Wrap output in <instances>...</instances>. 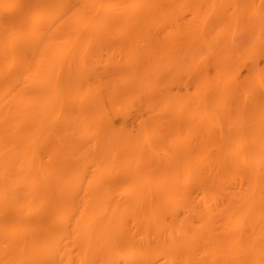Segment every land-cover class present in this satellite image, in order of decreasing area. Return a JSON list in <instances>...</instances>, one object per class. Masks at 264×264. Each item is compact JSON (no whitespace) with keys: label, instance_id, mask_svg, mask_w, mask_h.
Wrapping results in <instances>:
<instances>
[{"label":"rangeland","instance_id":"rangeland-1","mask_svg":"<svg viewBox=\"0 0 264 264\" xmlns=\"http://www.w3.org/2000/svg\"><path fill=\"white\" fill-rule=\"evenodd\" d=\"M57 1L66 12L73 11L77 6L75 0ZM156 1L100 0L98 2L96 0L93 8L96 13L93 14V18L82 20L83 22L80 18H78L79 20L76 18L77 24L82 22L85 27L90 28H87L88 31L87 29L84 30V25L78 24L77 29L79 30H75L77 26L73 29V25H71V32L68 27L63 28L66 32L61 29V32H34V35L32 34L30 87L32 89L33 118L30 137H32L31 144L34 148L32 146L31 164L33 171L31 170L30 176L33 178L31 181L34 185V195L41 192L38 194L40 197L38 195V198L35 197L37 198L35 201L37 204L44 202L43 205L60 204L64 206L66 204V207L67 205L69 207L70 205L71 207L74 206L73 208H77L76 212L78 213H75L77 214L76 217L81 214L80 210H83V206L98 209L104 204L106 206L102 208H107V206L109 208L110 205L118 207L120 204V207L124 206L121 209L123 213L120 212L124 216L127 211L131 210L127 206L136 204L135 206L143 207L145 205V208L151 210H146L147 213H144L152 217L150 219L152 222L159 220L164 223V226L170 230L168 232L166 229L167 238H171L173 243H176L179 251L178 246L181 247L180 244L182 243L179 240H182L184 231H186L184 233H189L192 227L194 230L197 227L199 229L201 226H199L198 221L202 216L204 218L214 217L215 225L206 228L207 231L205 230L204 233L208 234L209 231L213 233L214 241L219 239L220 244L224 245L223 248L228 250L232 247V245L228 247L230 240V244L240 242L238 239H233V236L238 235L236 233L239 232L241 241L244 243L243 252L245 253L256 246L259 247L257 253L260 251L261 254L260 257H258L259 254L258 256L256 254V257L259 258V263L264 264V260L261 258L264 257V240L257 242L255 235L261 231V228L264 229V222H262L264 219L261 220L260 230L252 231V233L250 225L253 221L248 222L243 213H239L240 219H238L239 216L236 219V215L232 217L228 215L231 205L238 202L231 203V198L234 199L233 195L237 193L246 196L249 186L247 187L248 184L245 183L244 177L239 179L244 180L242 183L238 181V177L234 178L237 181L229 177L235 171L231 166H229L232 168L229 174H227L229 167H227L228 170L226 167L223 168V161L226 159L238 160V158L248 157L261 159L264 156H261L264 154V0ZM48 12L47 9H35L33 0H8L7 6L4 5L3 0H0V13L4 18H8L9 20L6 22H10L16 29H21L18 26L22 22H32L36 14L39 20H46ZM9 16L12 17V20ZM91 20L92 22H90ZM81 27L82 30H80ZM41 39L43 40L41 41ZM11 65V69L17 66L15 62H12ZM8 77L9 74L7 73L1 74L0 83L4 84ZM255 155L257 156L254 157ZM218 161L223 162V165ZM226 165L228 166V164ZM219 166H222L221 169ZM208 173L216 177L217 182H215L216 180L213 181V176H211V178L213 177L212 180L209 179L213 184L208 182L209 180H206L209 178ZM217 173L220 174L219 177L216 176ZM222 175L228 177H224L222 181ZM220 177L223 183L220 181ZM220 182L224 188L226 187L225 192L228 190L233 194L228 195L226 199L225 196L230 194L228 191L227 194L223 191L222 194L218 192L216 199L212 201L214 204L212 207L211 201H207L210 199L207 193H209L208 190L211 189V186V190H214L213 188L218 190L217 187L220 186ZM37 183H42L43 186L40 188L41 185ZM206 191L207 193H205ZM210 192L212 196L214 191ZM237 194L235 200H238L239 195ZM49 195L51 198H46ZM213 195L214 199L215 194ZM240 197L241 195L238 198ZM205 202H208V205ZM186 207L192 210L193 215L188 212L192 215L191 217L186 216L188 215ZM209 208L211 209L209 210ZM213 209L217 213L211 212ZM98 210L97 214H100V210ZM207 210L209 211L207 212ZM84 211L87 212V210ZM133 212V215L138 217L143 214V211L141 214L136 211ZM221 212L224 215H221ZM91 214L93 213L91 212ZM91 214L90 216L89 213L87 214L88 218L95 216V214L93 216ZM120 214L118 219H120ZM130 214L132 213H127V215ZM259 214L257 212L253 214V219H262L263 217L260 218ZM65 215L69 216L68 214ZM36 216L39 217L38 213ZM44 217L46 216L44 215ZM62 217L63 215L57 218L65 221ZM70 217H74L72 221L69 219L72 224L69 225L72 227L73 220L75 219L76 222L77 219L75 215H70ZM98 217L97 219H99ZM106 217L104 214L102 218ZM128 218L131 219L128 216L127 220ZM132 220L128 226V221H122L123 224L118 226H122V230L123 226L125 229L128 228L134 237L137 235L139 239L134 240H143L142 244L144 242L145 247L139 246L143 250H146L147 247L150 248H147L148 251L153 250L151 248H157L158 253H156L158 255L155 253L157 255L155 256L152 253L157 258L153 261L147 260V264H167L165 255H169L172 251L175 252H172L175 257L173 256V263L171 262V264H187L185 261L187 258L182 257L183 255L180 256V252V254L176 253L178 250L175 251L174 246H172L174 244L171 245L170 243L173 250H167L169 245V247L163 245L165 250H162L163 246L162 248L158 247L162 241L164 242L165 233H162L165 232V228L164 230L160 228L162 231L158 232L157 224L154 231L161 234L156 233V235L149 237L151 234L147 236V234L141 233L143 230L140 231V227H137L138 224H135L137 227L135 228L133 224L135 221ZM214 220L212 219V221ZM48 221H50V217ZM51 221L54 222L53 219ZM82 222L84 223V221ZM46 223L50 222L46 221ZM76 223L73 227L76 226ZM83 223L80 225L82 226ZM248 223L249 227H247ZM51 224L53 223H50L49 227L52 229ZM148 224L147 226L144 225L146 230L147 228L150 230ZM176 225L179 226L176 227ZM251 227L255 228V226ZM175 228L176 230H174ZM79 229L83 230L82 228ZM84 229H86L85 226ZM47 230L45 231L46 234H48ZM42 231H44L43 228ZM85 231L87 233L84 235L81 233L82 236L79 235V238L83 236L85 238L89 235L88 232H92L88 228ZM63 232L58 231V234L54 232L51 242L49 241L50 238L44 240L45 243L50 242L47 246L42 242V247L45 246L44 252L45 248L49 247L46 250L58 258L54 256L51 259L48 256L49 252L47 256L50 259L47 257V261L50 260L49 264H81V259L77 256L81 255L79 251L82 249L75 248L76 251L72 246L74 243L72 244L69 240L73 231H70L68 236H64L66 234ZM228 232L231 235L234 233L231 238ZM109 235H111L110 232ZM158 235L159 237H157ZM104 237L107 239L106 235ZM130 237L132 238V236ZM144 237H146L145 240ZM87 238L82 242L89 244ZM109 239L107 244L111 245L115 239L113 237L111 240ZM31 240L34 242V238ZM90 240L92 241L91 238ZM94 242L91 247H97L98 250L102 248H99V244L106 245V241H102V237L100 243H95L97 246ZM126 242H121V244L124 245ZM37 243L41 242L37 241ZM138 243L140 242L132 244V248L122 249L118 248L116 244L115 246L116 249L131 253L134 249L133 246L137 247L136 252L138 251ZM33 245L36 246L35 243ZM17 246L19 245L17 244ZM28 246L31 247L29 244ZM200 247H202L201 250ZM38 248L36 250L34 248L36 253L42 251L41 247L37 251ZM87 249V256L91 251L90 256L94 258L86 257L85 259L93 258L97 262L96 259L99 256L96 257L97 254L94 252L101 254L99 253L100 250L98 252L97 249H94L93 252V249ZM195 249L194 256H199L193 262L205 264L209 260V251H204L201 245ZM145 250L140 253L143 257L147 252ZM198 250L199 252H197ZM69 252L74 254L69 255ZM111 252L108 251L106 254L109 255L107 258L111 257L110 260L113 263L115 261L113 254L117 255L121 252ZM78 253L80 255H77ZM93 253L94 255H91ZM52 254L50 253V256ZM127 255L125 257L122 255L123 258L119 260L118 257L121 256L119 254L116 259L120 262L126 261L127 264L131 263L133 256L130 254V258ZM31 256L30 258H32ZM170 256L172 257L171 254ZM252 256L254 257L253 254ZM33 258L32 261L35 264L34 261L36 260ZM107 258L105 259L107 260ZM89 259L88 261L91 260ZM144 259L142 260L145 264ZM9 260L7 261L15 263L12 257ZM29 260L28 262L31 264ZM15 261H17L16 264L23 263L22 260V262ZM86 261L84 260V262ZM107 261L111 264L109 260ZM199 261L200 263H197ZM251 261L253 262L255 259H251ZM94 262L90 261L89 263L93 264ZM106 263L104 262V264Z\"/></svg>","mask_w":264,"mask_h":264},{"label":"bare ground","instance_id":"bare-ground-1","mask_svg":"<svg viewBox=\"0 0 264 264\" xmlns=\"http://www.w3.org/2000/svg\"><path fill=\"white\" fill-rule=\"evenodd\" d=\"M4 1V5L5 6H7L8 5V0H3ZM98 2L100 1V0H97ZM102 1V0H101ZM149 1H151L152 2V0H149ZM156 1V0H155ZM204 1V0H203ZM202 1V2H203ZM75 2H76V8L71 12V11H65L61 6H60V4H58V1L57 0H33V3H34V7H35V9H47L49 12H48V15H47V18H46V20H43V21H41V20H39V17H38V15L36 14V16H35V18H33V21L31 22V21H28L27 23H24V22H22L21 23V25H19L18 27H21V29H16L15 28V26H13V25H11V23L10 22H6V21H8L9 19L8 18H4L3 16H2V14L0 13V76H1V74H4V73H7V74H9V77H8V80L4 83V84H1L0 83V264H16V262L17 261H15V260H19V261H23V263H20L19 261V263L20 264H30L29 262H28V260L29 261H31V264H33V261H32V258H33V260L35 259L36 261H34L35 262V264H49L50 263V260L49 261H47L48 260V258L50 257H54L53 256V254H52V252H50L51 254H52V256H50V253L46 250V249H48L47 247L45 248V252H44V247H42V245H43V243H45L44 242V240H48V238H50L49 239V241L51 242V241H53V239L51 238L52 236H53V234H54V232L55 233H57L58 231H60V232H63V234H66V235H64V236H68L71 232L70 231H73L72 233H73V238H72V233H71V235H70V241H71V243L73 244L72 246H73V248L75 249V248H77L78 250L80 249H82V251H79V253L81 254H77V255H80V256H77L78 258H80L81 259V264H87V261H88V259H85L86 257H93V256H90V252L88 253L89 255L87 256V251H88V249L87 248H89L90 250H92L93 249V252L97 249L98 250V248L96 247L97 245V243H100V241H101V237H102V241H106L105 243H106V245H104V246H106L107 248H109V246H112L113 245V243L116 241L117 243H118V241H119V243H118V245H117V243L115 242V244H116V246H118V248H132L131 246H132V244H134V243H137V242H140V243H138V253L136 252V248L137 247H134L133 246V248L135 249H132L133 251H131V256H133V254L134 253H136V254H134V256H135V258H138V259H135L134 258V256H133V258L131 259L132 260V262L131 263H128V264H144L143 263V260L142 259H144L145 258V256H147L146 257V259H144V261H145V264H147L146 263V261L147 260H149V261H153L154 259H156L157 257H155V256H157L158 254V250H157V248H151V249H153V250H149L148 251V249H150V248H146V250H147V252H146V250H145V254H144V257H143V255L142 254H140V253H143L144 252V250L141 248V247H139V246H144L145 244H144V242H143V244H142V241L143 240H134V239H136V238H138L137 237V235H135V237L130 233V231H129V229L127 228V229H125L124 228V226H123V230H125V231H123L122 230V226L120 227V226H118V225H122L123 224V222H127V226H128V224H129V222L132 220V221H135V222H133V224H134V227L136 226L135 224H138V228L140 229V231H142L141 233H144V234H147V236H149L150 234V236L149 237H151L152 235H156V231H154V230H156L155 228H156V225H157V231L159 232V231H162V230H164V228H165V232H163L162 234H164L165 233V235H166V233H167V236H165L164 235V242L162 241L159 245H158V247L159 248H162V246L164 245V246H166V247H169L170 246V243H171V245L172 244H174V245H172V246H174V248H175V251H176V249H177V246L175 245L176 243H173L174 241H172L171 240V238L170 239H168L167 237H168V232H170V230L166 227V226H164V223L163 222H160L159 220L157 221H155L154 220V222H152L150 219L152 218V217H149V215H147V214H145L144 212H146L147 213V211L146 210H149L148 208H145V205H143V207H140V206H135V205H130V206H127L128 207V209H130L131 208V210H129V211H132V212H129V211H127L125 214H124V216H123V214L121 215L120 214V212H121V209L124 207V206H121L120 207V204H118V207L116 206V207H113V206H109V208H108V206H107V208H102V207H105L106 205L104 204L103 206H101V208L100 207H98V209L100 210H98V209H96V207H94L95 208V211H94V208L92 209V207H89V210H88V207H84L83 206V210H80V212H81V214H79V215H83L82 216V218H84V219H82L81 218V216H77L76 217V215L78 214L77 212H76V209L75 208H73V207H71V205H70V207H69V205H67V207H66V204H64V206L63 205H43L44 204V202H43V204H37V201H35V199H37L38 198V196L40 197V195H38V194H40L41 192H39V190H38V196L37 195H34V192H35V190H34V185L32 184L33 182L31 181L33 178H32V176H30L31 174V172L33 171V169H32V151H31V149H32V144H31V138L32 137H30V134L32 135V132H30V130H31V123H32V118H33V114H32V95H31V93H32V89H31V87H30V83H31V61H30V56H31V41H32V36L34 35L33 33L35 32H58V31H60L61 32V29L63 30V28L65 29V28H68L69 27V31H70V27H71V25H73V29L75 28V26H77L78 24H80V26H81V24L82 25H84L82 22V20H86V19H88V18H93V14L94 13H96L95 11V9H94V11H93V8H94V3L96 4V0H75ZM157 2V1H156ZM95 7H97L96 5H95ZM10 17V20H12V17L11 16H9ZM95 17V16H94ZM76 18H77V20H79L78 18H80V20L82 21L81 23H78L77 24V20H76ZM94 19H96V18H94ZM94 19H92V20H94ZM92 20L90 21V22H92ZM95 23V22H94ZM92 26H94V25H92ZM95 26H96V24H95ZM94 26V27H95ZM91 27V26H90ZM78 28V26L76 27V29L75 30H79V29H77ZM87 28H89V27H85V25H84V30L85 29H87ZM92 28V27H91ZM90 29V28H89ZM89 29H87V31L89 30ZM94 29V28H93ZM80 30H82V27L80 28ZM133 30V29H132ZM64 32H66L65 30H63ZM68 31V30H67ZM68 31V32H69ZM72 31V30H71ZM70 31V32H71ZM33 34V35H32ZM40 39V38H39ZM43 39H41V41H42ZM12 62H15L16 64H17V66L14 68V69H11V63ZM204 68V67H203ZM6 83H8L7 85H6ZM6 85V86H5ZM263 114V113H262ZM257 115V114H256ZM264 118V117H263ZM263 132V131H262ZM258 134V133H257ZM253 136V135H252ZM258 136V135H257ZM258 138V137H257ZM260 138V137H259ZM260 140V139H259ZM263 142V141H262ZM34 143V142H33ZM264 143V142H263ZM254 144H255V142H254ZM253 145V144H252ZM257 145H258V143H257ZM263 145V144H262ZM255 147V146H254ZM33 148H34V146H33ZM256 148V147H255ZM261 148V147H260ZM258 149V148H257ZM250 150V149H249ZM254 150V149H253ZM261 152V151H260ZM258 153V152H257ZM257 153H255V154H257ZM264 154H261V156H263ZM249 156V155H248ZM257 155H255L254 157H256ZM260 156V157H261ZM221 158V157H220ZM227 158V157H226ZM231 158V157H230ZM258 158V157H257ZM257 158H238V160L237 159H235V160H224L222 163L224 164H222L221 162H219V163H221L224 167L223 168H225L226 167V170H228L227 169V167H229V166H231L232 168H233V171H234V175L233 174H230L229 175V177H232L233 179L235 178H237L238 177V181H240V183H242V182H244V180H246L245 181V183H247L246 185H247V187L249 186V188H248V191H247V194H246V196L243 198V195L242 194H240L241 195V197L240 198H238L240 195L239 194H237V195H239L238 197H237V199L238 200H235L236 199V194H234L233 196H234V199H233V197L231 198L232 199V201H231V203L233 202V203H236V201H238L236 204H233V205H231V207L229 208V210H228V215L230 216V217H232L233 215L235 216L236 215V219H237V217L239 216V218L238 219H240V214H244L245 216H246V219H248V222H251V221H253L252 223H251V225H250V229H252L251 230V232L252 231H254V232H257V231H259L260 230V227H261V225L260 224H262L261 223V220H263L264 219V183L262 184V182H264V156L260 159H257ZM229 159V158H228ZM219 160V159H218ZM223 160V159H222ZM221 161V160H220ZM226 164H228V166L226 165ZM218 165V164H217ZM234 166V167H233ZM220 167V166H219ZM222 167V166H221ZM221 167H220V169H221ZM231 167H229V171L227 172V174H229L230 172H231V170L230 169H232ZM239 168V169H238ZM32 170V171H31ZM223 170V169H222ZM232 171V172H233ZM238 171V173H235V172H237ZM210 172V171H209ZM222 173H223V171H222ZM241 173V174H240ZM244 173V174H243ZM208 175H209V178H206V180L208 179H213V175H210L209 173H208ZM220 176V174H218L217 173V175L216 176ZM231 175H233V176H231ZM30 176V177H29ZM35 176V175H34ZM205 176H207V175H205ZM211 176H213L212 178H211ZM218 176V177H219ZM241 176V177H240ZM39 177V176H38ZM224 177H228L227 175H222V181L224 180ZM243 177L245 178L243 181L242 180H239V179H243ZM218 179V178H217ZM228 179V178H227ZM234 179V181H237V180H235ZM207 180V181H208ZM214 180H216V177H214V179H213V181ZM206 181V183H208V182H211L212 183V181H208L207 182ZM220 181H221V177H220ZM221 181V182H222ZM36 182V181H35ZM215 182H217V180L215 181ZM214 182V183H215ZM219 183L220 184V186L219 187H217V189L218 190H215V188H213L214 190H211L212 189V186L210 187L211 189H209L208 191H209V193H207V191L205 192V193H207L209 196H210V199L209 200H207V201H211V203H212V201L213 200H215L216 199V197H217V193L219 192L220 194H222L223 192L224 193H228L229 191L228 190H226V192L224 191L225 190V188H224V186H223V182L222 183ZM111 183V182H110ZM205 183V182H204ZM205 183V184H206ZM38 184V183H37ZM213 184V183H212ZM217 184V183H216ZM225 185H226V183H224ZM237 185L239 184V183H236ZM38 185H41L40 186V188L43 186L42 185V183L41 184H38ZM210 185V183L208 184V186ZM229 185V184H228ZM240 185V184H239ZM214 186V185H213ZM227 186V185H226ZM235 186V185H234ZM38 187V186H37ZM45 187V186H44ZM49 187V186H48ZM215 187V186H214ZM246 187V186H245ZM38 189V188H37ZM42 190H43V188H42ZM34 191V192H33ZM41 191V190H40ZM47 192H48V189L46 190ZM94 191V190H93ZM210 191H214L213 193H212V196H214L213 194H215V197H214V199H213V197L210 195L211 194V192ZM217 191V192H216ZM223 191V192H222ZM228 191V192H227ZM47 192H46V194H47ZM222 192V193H221ZM37 193V192H36ZM218 193V194H219ZM230 194H227L225 197H226V199H227V196L229 195V196H231L232 194H231V192H229ZM240 193V192H239ZM45 194V195H46ZM95 194V193H94ZM105 194V193H104ZM112 194V193H111ZM115 195V194H114ZM113 195V196H114ZM225 195V194H224ZM223 195V196H224ZM46 196H48V195H46ZM109 196V195H108ZM112 196V197H113ZM122 196V195H121ZM219 196V195H218ZM221 196V195H220ZM35 197H37V198H35ZM42 197V196H41ZM94 197V196H93ZM105 197V196H104ZM111 197V198H112ZM115 197V196H114ZM118 197V196H117ZM222 197V196H221ZM44 198V197H43ZM46 198H48V199H50L51 197H50V195H49V197H46ZM212 198V199H211ZM243 198V199H242ZM40 199V198H39ZM38 199V200H39ZM91 199V198H90ZM110 199V198H109ZM225 199V198H224ZM241 199V200H240ZM43 200V199H42ZM230 200V199H229ZM228 200V201H229ZM243 200H244V202H243ZM40 202V201H39ZM96 202V201H95ZM41 203V202H40ZM125 203V202H124ZM162 203V202H161ZM205 203H207L206 205H208V202H205ZM214 203H216V202H214ZM213 203H212V207H213ZM48 206V207H47ZM50 206H51V208H50ZM60 206V207H59ZM142 206V205H141ZM159 206H161V205H159ZM169 206V205H168ZM230 206V205H229ZM53 207V208H52ZM54 207H56V208H54ZM58 207V208H57ZM69 207V208H68ZM111 207V208H110ZM127 207L125 208V210L127 209ZM158 207V206H157ZM165 207V206H164ZM167 207V206H166ZM188 207V206H187ZM186 207V210L188 209ZM206 207V206H205ZM209 207H211L210 205H209ZM34 208V209H33ZM72 208V209H71ZM81 208V207H80ZM141 208V209H140ZM143 208V209H142ZM154 208H156L155 206H154ZM162 208V207H161ZM216 208H217V206H216ZM36 209H38V210H36ZM40 209V210H39ZM52 209V210H51ZM53 209H54V211H53ZM75 209V210H74ZM90 209H91V212L93 213V214H95V218L94 217H92L93 216V214H91V212H89L90 211ZM140 209V210H139ZM193 209V208H192ZM211 208H209V210H210ZM232 209V210H231ZM37 211V213H38V216L39 217H37L36 215H37V213H35L36 211ZM48 210V211H47ZM53 212V214H54V216H53V214H51L52 212ZM69 210H70V212H69ZM72 210V211H71ZM74 210V211H73ZM84 210H87V212L86 211H84ZM97 210L100 212V214L98 213L97 214ZM120 210V211H119ZM145 210V211H144ZM151 210V209H150ZM149 210V211H150ZM155 210V209H154ZM156 210H158V209H156ZM168 211H169V209H167ZM185 210V211H186ZM189 210V211H188ZM186 212H187V214L188 215H186V216H188V217H191L192 215H193V213L191 212L192 210L191 209H188ZM195 210V209H194ZM193 210V211H194ZM206 210V209H205ZM209 210H207V212L209 211ZM33 212V214H32V212ZM58 211V212H57ZM118 211H119V213H118ZM133 211H136L138 214H141V211H143L142 213V215H140L139 217L137 216V215H133ZM167 211V212H168ZM232 211V212H231ZM41 212V213H40ZM51 212V213H50ZM56 214H55V213ZM73 212H74V214H73ZM85 213V216H84V213ZM103 213V216H102V213ZM140 212V213H139ZM155 212V211H154ZM153 212V213H154ZM188 212H190L192 215H190ZM211 212H216L214 209H213V211H211ZM220 212V211H219ZM260 213L259 214V217L261 218V217H263L262 219H260V220H258L257 218L254 220L253 219V217H254V215L253 214H255V213ZM35 213V214H34ZM43 213V214H42ZM48 213V214H47ZM75 213H77V214H75ZM89 213V216H90V214L92 215L91 217L92 218H88V214ZM121 213H123V210H122V212ZM127 213L129 214V213H132V214H130V215H127ZM157 213V212H156ZM213 213H211V214H213ZM217 213V212H216ZM240 213V214H239ZM43 215V216H41V215ZM58 214V215H57ZM65 214H68L69 216H67V215H65ZM104 214H105V217H106V215H107V217L106 218H102V217H104ZM121 215V216H119L120 217V219H118L117 217H118V215ZM145 214V215H144ZM170 214V213H169ZM206 215H208L207 213H205ZM204 214V215H205ZM223 214V212H221V215ZM231 214V215H230ZM32 215H34V216H32ZM44 215L46 216V217H44ZM48 215H50V216H48ZM51 215H52V219H53V221L55 222H52L51 220ZM63 215V217H62V219L64 218V220L67 222H65V221H63V220H61V218L58 220V218L57 217H61ZM70 215H75V218L77 219L76 220V222L78 223H76L74 220H73V226L75 225V223H76V226L75 227H77V228H75V227H71V221H72V219L74 218V217H70ZM214 215V214H213ZM212 215V216H213ZM224 215V214H223ZM5 216V217H4ZM55 216H56V218H55ZM99 216V217H98ZM101 216V217H100ZM129 216V217H131V219L129 220V218H128V220H127V217ZM142 216V217H141ZM196 216V215H195ZM194 216V217H195ZM210 216V215H209ZM217 216H218V214H217ZM258 216V215H257ZM256 216V217H257ZM48 217V218H47ZM49 217H50V221H48L49 220ZM54 217V218H53ZM66 217H68V218H66ZM87 217V218H86ZM97 217L100 219H97ZM137 217V218H136ZM149 217V218H148ZM171 217V216H170ZM172 218H174V217H172ZM198 218V217H197ZM203 216H202V218H200V220H199V218H198V222H199V226H201L199 229H198V227L197 228H195V230H194V227H192L191 228V231L189 232V233H184V232H186V231H184V230H182V231H184L183 232V237H182V240H179V242L181 241L182 243L180 244L181 245V247H183V249H181V247H179L178 246V248L180 249V251L178 250V251H176V253H178V254H180L181 253V255L180 256H182V257H185V258H187L185 261H187V264H195L193 261H195L194 259L197 257V256H199V255H197V256H194L195 255V251H196V247H198L199 245H201V246H203V249H204V251L205 250H207V252L209 251V253H210V255L208 256L209 257V260L207 261V262H205V264L207 263V264H253V263H258V264H261V263H259L260 262V260H259V258L258 257H260V251L257 253V251L259 250V247H257L256 245V247L255 248H252V249H249V250H247L245 253L243 252V250L242 249H244V247L242 248V246L244 245V243L241 241L242 239H241V237L239 236V235H241L239 232L238 233H236V234H238V235H236V236H233V234L234 233H232V232H234V231H232L231 233H232V235L230 234V232H228L229 234H230V238L233 236L234 238L233 239H238V240H240V242H233L232 244H230L231 243V240H230V242L228 243V247L230 246V245H232V247L231 248H228V250L227 249H224L223 247H224V245H221L220 243L221 242H219L218 240H215L214 241V234L213 233H211L210 231L208 232V234L207 233H204V231L206 230L207 231V229L206 228H209V227H212L213 225H215L214 224V222H215V220H214V217H207V218H209L208 220H207V218H204V220H203ZM48 219V220H47ZM55 219V220H54ZM69 219L71 220V221H69ZM122 219V220H121ZM146 219V220H145ZM148 219V220H147ZM175 219V218H174ZM178 219V218H177ZM212 219L214 220V221H212ZM217 219V218H216ZM243 219H244V216H243ZM57 220V221H56ZM68 220V221H67ZM150 220V221H149ZM153 220V219H152ZM46 221L47 222H50V223H53V224H51L53 227H52V229H51V227H49L50 226V223H46ZM79 221H81V223H83L82 221H84V225L82 224V226L80 225L81 223H79ZM123 221V222H122ZM136 221H138V222H136ZM146 221V222H145ZM150 222L149 224H148V222ZM189 221V220H188ZM207 221V222H206ZM63 222H64V224H63ZM156 222V223H155ZM178 222V221H177ZM195 222V221H194ZM205 222V223H204ZM219 222V221H218ZM217 222V223H218ZM262 222H264V220L262 221ZM121 223V224H120ZM148 224V226L150 227V230H148V228H147V230H146V228H145V226H147V224ZM152 223H154V224H152ZM160 223H161V226H160ZM174 223V222H173ZM220 223V222H219ZM63 224V225H62ZM66 224H71V225H69V226H67ZM181 224V223H180ZM192 224V223H191ZM232 224V223H231ZM235 224V223H234ZM233 224V225H234ZM240 224V223H239ZM243 224V223H242ZM47 225V227H45ZM57 225H58V227H59V229L57 230ZM62 225V226H61ZM140 225H142V226H140ZM145 225V226H144ZM163 225V226H162ZM166 225V224H165ZM193 225V224H192ZM81 226V227H80ZM84 226H85V228L86 229H84ZM106 226V227H105ZM154 226V227H153ZM170 226V225H169ZM177 226H179V225H176V227ZM182 226H183V224H182ZM191 226V225H190ZM194 226V225H193ZM232 226V225H231ZM234 226H236V225H234ZM251 226H255V228H258V230H255V228L253 227H251ZM257 226V227H256ZM259 226V227H258ZM264 226V225H263ZM262 226V227H263ZM46 229H45V228ZM64 227V228H63ZM68 229H67V228ZM137 227H135V228H137ZM142 227H143V229H142ZM238 227V226H237ZM247 227H249V223H248V225H247ZM38 230H37V229ZM42 228H43V230L44 231H42ZM47 228H49V230H47ZM71 230H70V229ZM72 228H73V230H72ZM79 228H82L83 230H80ZM87 228H88V230L90 231V229L92 230V232H88L89 233V235L88 236H91L90 238L92 239V241L90 240V238L88 237H85V238H87V240L89 239V244H87V242L85 243V242H82L85 238H84V236L83 237H81V238H79V235L80 236H82V235H84V233L86 234L87 233V231H85L84 232V230H87ZM108 228H109V230H108ZM131 228V227H130ZM160 228H163L162 230H160ZM173 228V227H172ZM181 228V227H180ZM179 228V229H180ZM186 228V227H185ZM184 228V229H185ZM234 228V227H233ZM51 229V230H50ZM54 229V230H53ZM56 229V230H55ZM63 229V230H62ZM65 229H67V230H65ZM75 229V230H74ZM152 229V230H151ZM166 229H167V231H166ZM178 229V230H179ZM217 229V228H216ZM220 229V228H219ZM230 229V228H229ZM238 229V228H237ZM236 229V230H237ZM241 229V228H240ZM32 230H34V231H32ZM42 232H41V231ZM48 231L47 233L48 234H46L45 233V231ZM53 230V231H52ZM69 230V231H68ZM127 230V231H126ZM174 230H176V228L174 229ZM194 232H193V231ZM230 230H232V229H230ZM244 230V229H243ZM39 231V232H38ZM49 231H50V233H49ZM57 231V232H56ZM68 231V232H67ZM74 231H75V233H74ZM216 231V230H215ZM241 231V230H240ZM34 232V233H33ZM37 234H36V233ZM66 232V233H65ZM70 232V233H69ZM79 234H78V233ZM109 232L111 233V235H109ZM128 232V233H127ZM150 232V233H149ZM213 232V231H212ZM246 232V231H245ZM263 232V233H262ZM45 235H44V234ZM81 233H82V235H81ZM108 233V234H107ZM127 233V234H126ZM214 233H216V232H214ZM224 233V232H223ZM253 233V232H252ZM260 233V235H262L261 237H260V235H258ZM58 234V233H57ZM77 234V235H76ZM128 234H129V236H128ZM157 234H161V233H157ZM173 234V233H172ZM228 234V235H229ZM243 234V233H242ZM258 234L256 233L255 235H256V241L257 242H260V241H263L264 239H262L261 240V238H264L263 236H264V229H262L261 228V231H259L258 232ZM37 237H36V236ZM39 235H43V236H40L39 237ZM51 235V236H50ZM106 235V237H107V235H109V237L111 236V237H113L115 240H113L112 242H111V245H108L107 243V241H108V239H109V237H107V239H105V237L103 238V236H105ZM219 235V234H218ZM34 236V237H33ZM63 236V237H64ZM77 236V237H76ZM131 239H129L128 237ZM130 236H132V238L130 237ZM259 236V237H258ZM32 237V238H31ZM42 237V238H41ZM111 237H110V239L109 240H111ZM124 237H126V238H124ZM156 237V236H155ZM157 237H159V235L157 236ZM161 237V236H160ZM171 237V236H170ZM17 238H18V240H17ZM19 238H20V240H19ZM34 238V242H33V240H31V239H33ZM40 238V240H37V239H39ZM56 238V237H55ZM67 238V237H66ZM140 238H141V236H140ZM225 238V237H224ZM260 238V239H259ZM17 241H16V240ZM57 239V238H56ZM72 239V240H71ZM76 239H78V240H76ZM82 239V240H81ZM94 239V240H93ZM99 239H100V241H99ZM104 239V240H103ZM123 239V240H122ZM139 239V238H138ZM141 239H143V238H141ZM146 239V237H144V240ZM165 239H166V241H167V243H166V241H165ZM228 239V238H227ZM259 239V240H258ZM4 240V241H3ZM31 240V241H30ZM35 240H36V242H35ZM42 240V241H41ZM58 240V239H57ZM128 240V241H127ZM134 240V242L131 244V242ZM169 240H171V241H169ZM234 240V241H235ZM237 240V241H238ZM243 240H244V238H243ZM29 241H30V243H29ZM37 241L39 242H41V243H37ZM48 241V243H50ZM73 241V242H72ZM78 241H80V242H78ZM86 241V240H85ZM90 241H91V243H90ZM95 241V242H94ZM99 241V242H98ZM123 243V242H126V244H121V242ZM218 241V242H217ZM254 241V240H253ZM17 242H19V243H17ZM33 242V243H32ZM43 242V243H42ZM47 242V241H46ZM58 242V241H57ZM69 242V241H68ZM93 242H94V244L96 245H94L96 248H92L91 247V245H93ZM109 242V243H110ZM146 242V241H145ZM16 243V244H15ZM35 243V245L37 246H34L33 244ZM48 243H45L46 244V246H47V244ZM84 243V244H83ZM223 243V242H222ZM225 243V242H224ZM3 244V245H2ZM12 244H13V246H12ZM17 244L19 245V246H17ZM21 244H23L21 247H20V245ZM28 244L29 245H31V247H33V248H31L30 246H28ZM39 244H41V246H39ZM52 244V243H51ZM76 244H77V246H76ZM80 244H82V245H80ZM85 244H86V246H85ZM102 244V243H101ZM101 244H99L98 246H99V248L100 247H102V248H100L99 250H100V252H99V250H98V252L99 253H101V254H98L97 252H94L95 254H97V255H95L96 257H98L96 260H97V262L95 261V260H93V258H90L89 260L91 261V262H94L93 264H101V263H103L104 264V262H107L106 264H109V262L107 261V260H109L110 261V263L111 264H115L116 262V264H127L126 263V261H123V262H120L119 260H121L123 257H122V255L125 257L127 254H129V253H127L128 251H126L125 250V252H124V250L122 251V249L120 250V249H116V246H115V244H114V246H112V247H110L109 249H107V248H105L103 245H101ZM104 244V243H103ZM129 244H131V245H129ZM139 244H141V245H139ZM147 244V243H146ZM149 244V243H148ZM162 244V245H161ZM6 245V246H5ZM15 245H16V247H15ZM33 245V246H32ZM60 245V244H59ZM58 245V246H59ZM63 245V244H62ZM79 245V246H78ZM108 245V246H107ZM121 245V246H120ZM169 245V246H168ZM24 246V247H23ZM52 246V245H51ZM53 246H54V244H53ZM52 246V247H53ZM71 246V247H72ZM76 246V247H75ZM164 246H163V248H162V250L164 249H166V248H164ZM250 246V245H249ZM259 246V245H258ZM4 247V248H3ZM18 247V248H17ZM23 247V248H22ZM39 247V248H38ZM40 247H41V249H42V251L40 250ZM52 247H50V248H52ZM70 247V248H71ZM83 247H85L84 248V250H83ZM145 247V246H144ZM226 247V246H225ZM245 247H246V245H245ZM19 248H21V249H19ZM31 248V249H30ZM34 248H35V250H36V248H38L37 249V251L38 250H40V251H38V253H36V251L34 250ZM53 248H56V247H53ZM52 248V249H53ZM60 248H61V246H60ZM69 248V249H70ZM92 248V249H91ZM105 248V249H104ZM140 248H141V250H140ZM158 248V249H159ZM257 248V249H256ZM3 249V250H2ZM16 249V250H15ZM28 251H27V250ZM63 250H64V248H62ZM68 249V250H69ZM87 249V250H86ZM95 249V250H94ZM111 249V250H110ZM116 249V250H115ZM168 249H172L171 248V246L169 247V248H167V250ZM197 249H199V248H197ZM202 249V247H200V250ZM254 249H256L255 251H254ZM19 250H20V253H19ZM23 250V251H22ZM67 250V249H66ZM76 250V249H75ZM103 250H104V253H103ZM109 252H111L112 250V252L113 253H116V252H121V253H117V255L119 256V254H121V256H119V257H121V258H119L118 257V259H116V257H117V255L116 254H113L114 255V260L115 261H113V263L111 262V257H109V258H107L108 256H107V254H108V251ZM173 250V249H172ZM185 252H184V251ZM252 250H253V252H252ZM32 251V252H31ZM58 251V250H57ZM65 251V250H64ZM63 251V252H64ZM70 251H71V249H70ZM77 251V250H76ZM84 251V252H83ZM116 251V252H115ZM135 251V252H134ZM140 251V252H139ZM203 251V250H202ZM23 252H28V254L31 256V255H33V256H31L32 258H30V256L28 255V254H25V253H23ZM35 252V253H34ZM46 255V257H45V255L43 254V253ZM62 252V253H63ZM111 252V253H112ZM132 252H133V254H132ZM157 252V253H156ZM159 252H160V250H159ZM165 252V251H164ZM167 253H168V251H166ZM172 252H174V251H172ZM169 253V255H165V257H166V263L167 264H171V262L173 263V258L175 257L174 256V254L173 253ZM180 252V253H179ZM197 252H199V250L197 251ZM196 252V253H197ZM248 252V253H247ZM249 252H251V253H249ZM22 253H23V255H22ZM30 253H32V254H30ZM41 253V254H40ZM47 253H49V257L47 256ZM56 253V252H55ZM60 253H61V251H60ZM65 253V252H64ZM70 253V252H69ZM83 253V254H82ZM92 253V252H91ZM94 253L93 254H91V255H94ZM107 253V254H106ZM111 253H109L110 254V256H112L111 255ZM127 253V254H126ZM150 253V254H149ZM155 255V256H153V254ZM157 255H156V254ZM162 253H163V251H162ZM167 253H165V254H167ZM175 253V252H174ZM35 254V255H34ZM66 254H68V253H66ZM66 254H65V256H66ZM72 254H74V253H72ZM71 253L69 254V255H72ZM105 254V255H104ZM130 254L129 255H127V256H129L130 257ZM170 254L172 255V257L170 256ZM245 254H247V255H245ZM251 254V255H250ZM252 254L254 255V257H256V254H257V256H258V254H259V256L258 257H256V258H254L253 256H252ZM264 254V253H263ZM18 255V256H17ZM27 255V256H26ZM40 255V256H39ZM42 255V256H41ZM58 255H61V254H58ZM83 255V256H82ZM86 255V256H85ZM100 255H101V259H100ZM115 255H116V257H115ZM141 256V258H139L140 256ZM207 255V254H206ZM20 256H23V257H20ZM40 258H39V257ZM63 256V255H62ZM65 256H64V258H65ZM137 256V257H136ZM174 256V257H173ZM180 256H177L178 258L180 257ZM7 257V258H6ZM11 258L12 257V259L14 260V262L15 263H13L12 261L11 262H9L10 260H9V258ZM16 257H18V258H16ZM25 257V258H24ZM26 257H27V259H26ZM37 257V258H36ZM44 257V258H43ZM48 257V258H47ZM56 257V256H55ZM71 257V256H70ZM77 257H75V258H77ZM83 257V258H82ZM95 257V258H96ZM102 257H103V261H102ZM151 257V258H150ZM155 257V258H154ZM163 257V256H162ZM167 257H169V258H167ZM176 257V258H177ZM15 258V259H14ZM24 258V259H23ZM29 258V259H28ZM39 258V259H38ZM42 258V259H41ZM45 258H46V262H45ZM49 258V259H50ZM57 258V257H56ZM105 258H107V260L105 259ZM131 258V257H130ZM177 258V259H178ZM205 258V257H204ZM249 258H250V260H249ZM262 258V260H264L263 258L264 257H261ZM27 261H26V260ZM51 259H53V258H51ZM58 259V258H57ZM61 259H63L62 257H61ZM79 259V260H80ZM105 259V260H104ZM113 259V258H112ZM169 259V260H168ZM172 259V260H171ZM197 259V258H196ZM198 259H199V257H198ZM211 259V260H210ZM251 259L252 260H254L255 259V261H251ZM7 260H9V261H7ZM39 260H40V262H39ZM42 260V261H41ZM60 260V259H59ZM68 260V259H67ZM84 260L86 261V262H84ZM93 260V261H92ZM101 260V261H100ZM125 260V259H124ZM205 260V259H204ZM248 262H247V261ZM21 261V262H22ZM25 261V262H24ZM38 261V262H37ZM51 261H53V260H51ZM64 261V260H63ZM83 261V262H82ZM90 261H88V264H90L89 262ZM119 261V262H118ZM175 261V260H174ZM258 261V262H257ZM27 262V263H26ZM41 262H44V263H41ZM60 262V261H59ZM134 262V263H133ZM142 262V263H141ZM155 262H156V260H155ZM154 262V263H155ZM163 262V261H162ZM246 262V263H245ZM263 262V261H262ZM197 263H200V261L199 262H197ZM18 264V263H17ZM71 264V263H70ZM79 264V263H78ZM92 264V263H91ZM156 264V263H155Z\"/></svg>","mask_w":264,"mask_h":264}]
</instances>
